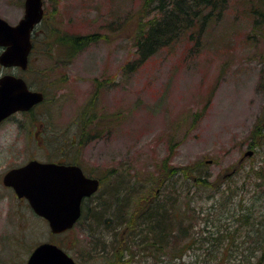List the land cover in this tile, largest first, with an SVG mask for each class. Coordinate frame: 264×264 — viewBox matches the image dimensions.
Segmentation results:
<instances>
[{
    "label": "rangeland",
    "instance_id": "rangeland-1",
    "mask_svg": "<svg viewBox=\"0 0 264 264\" xmlns=\"http://www.w3.org/2000/svg\"><path fill=\"white\" fill-rule=\"evenodd\" d=\"M142 2L46 0L42 22L32 33L29 70L0 66V77H21L45 97L0 125V264H26L41 243L55 244L77 264H115L108 258L121 227L103 207L107 202L112 211L111 192L124 201L161 175L158 171L176 170L159 189L167 207L176 198L191 199L195 213L187 215L197 224L189 233L206 228L204 212H212L213 203V214L222 215L224 226L233 221L239 203L250 204L255 192L247 173L264 168L259 89L264 41L253 38L256 0H229L201 36L184 34L129 69L139 58L133 37ZM24 4L0 0V18L16 25ZM91 35L96 40L75 56L62 45L69 37ZM172 143L178 146L164 164ZM30 159L78 165L99 181L98 191L83 204L84 220L73 230L52 235L26 202L6 190L4 175ZM189 167L193 173L187 177L200 176L206 183L183 177L182 169ZM95 213L101 218L94 220ZM233 243L229 250L236 249ZM203 246L195 242L180 261L204 264ZM232 254L231 264L238 263V248ZM119 259L124 261L123 254ZM136 260L153 258L141 252Z\"/></svg>",
    "mask_w": 264,
    "mask_h": 264
},
{
    "label": "trees",
    "instance_id": "trees-1",
    "mask_svg": "<svg viewBox=\"0 0 264 264\" xmlns=\"http://www.w3.org/2000/svg\"><path fill=\"white\" fill-rule=\"evenodd\" d=\"M228 1L143 0L141 11H139L140 18L137 21L133 37L134 47L139 58L137 62L130 63L128 68H135L145 58L153 55L156 50L168 46L184 34L189 35L190 38L201 36L209 20L220 15V10L228 5ZM251 10L254 15L253 26L257 28L253 30V38H260L264 41V0H256ZM153 12L155 14L150 16ZM52 35H54L52 36L54 39L59 37L56 33ZM96 38L97 35L69 37L63 40L62 45L71 52L69 55L72 56L86 45L91 44ZM261 59L263 67L260 72L259 89L264 96V57ZM177 146L178 143L170 145L164 164L171 160ZM192 168L182 169V176H186L185 178H189L197 184L206 183L205 179L200 176L191 174L190 177H187V172L193 173ZM172 171L176 170L158 171L161 175L157 178L153 177V181L141 185L137 192L124 198V201L113 195L114 192L110 193L115 206H112L113 209L110 211L109 203L106 202L103 211L105 213L106 209L107 215L110 217L108 219L116 220V226L121 228H118L119 233L115 234L116 238L111 249L112 255L108 260L115 264L119 262H121L119 264H146L149 262L137 261L136 255L147 252L150 253L154 261L149 264H185L180 260L186 250L193 249L196 242L199 243V248L204 245L207 257L201 261L204 264H231L230 256L236 252L237 248L240 259L236 264H264V168H251L247 173L248 178L252 177L250 184L255 193L249 201V205L244 206L239 203V210L232 215L234 219L228 222V226L221 225V222H224L222 215L213 214V210L216 209L215 203H213L212 212H204L207 218L204 219L203 226H206L207 229L201 227L198 232L192 231L196 233L188 232L189 228L196 227L197 224L194 216L187 215L188 211L192 214L195 213V208H190L191 199L184 201L176 198L174 202H170L172 203L170 208L164 203L166 196L160 193L159 189L173 176ZM153 185L156 186L153 188ZM150 187L151 190H149ZM147 189L148 191L145 193ZM86 200L83 202L84 205ZM134 200L137 201L134 202ZM129 208L134 209L131 212ZM84 214L82 205V214L78 223L84 220ZM211 214L212 216H210ZM97 217L101 218V214L93 215L94 220H97ZM109 220H105V223ZM209 222L213 227L208 226ZM195 235L197 236L195 237ZM234 241L237 242L236 249L229 250L227 245L234 244ZM241 246L243 248H240ZM245 251L247 253H244ZM121 254L125 257L124 261L119 259ZM105 264L111 263L106 262Z\"/></svg>",
    "mask_w": 264,
    "mask_h": 264
},
{
    "label": "water",
    "instance_id": "water-1",
    "mask_svg": "<svg viewBox=\"0 0 264 264\" xmlns=\"http://www.w3.org/2000/svg\"><path fill=\"white\" fill-rule=\"evenodd\" d=\"M44 0H25L24 15L16 25L0 18V65L25 70L32 49L31 32L43 17ZM43 94L28 90L21 78L6 75L0 78V122L17 111H27L42 102ZM5 186L18 198H25L32 211L45 219L52 234L70 230L80 217L84 198L94 194L99 181L85 177L78 166L45 164L30 161L6 173ZM27 264H77L52 243L38 245Z\"/></svg>",
    "mask_w": 264,
    "mask_h": 264
},
{
    "label": "flooded vegetation",
    "instance_id": "flooded-vegetation-1",
    "mask_svg": "<svg viewBox=\"0 0 264 264\" xmlns=\"http://www.w3.org/2000/svg\"><path fill=\"white\" fill-rule=\"evenodd\" d=\"M44 99H45V97H44ZM44 99H43V101H44ZM36 106H37V105H35L34 108H35ZM17 113H18V112H17ZM17 113H16V114H17ZM14 115H15V113L12 114L10 117H12V116H14ZM10 117H9V118H10ZM9 118H8V119H9ZM31 160H35V159H30V160H28L26 163H28V162L31 161ZM39 162H40V161H39ZM26 163H25V164H26ZM43 163L64 164V163H62V162H55V161H52V160H49V161L47 160V161H44ZM25 164H23V165H21V166H24ZM21 166H18V167H15V168H11L10 170L17 169V168H19V167H21ZM10 170H8V171H10ZM2 183H3V181H2ZM3 185H4V184H3ZM4 186H5V185H4ZM5 187H6V190H11V191L13 190L11 187H7V186H5ZM13 192H14V191H13ZM14 194H15V193H14ZM15 196H16V195H15ZM16 197H17V196H16ZM17 199H18L20 202L23 201V202H26V203H27V201H26L24 198H17ZM27 204H28V203H27ZM28 206H29V205H28ZM29 208H30V207H29Z\"/></svg>",
    "mask_w": 264,
    "mask_h": 264
}]
</instances>
